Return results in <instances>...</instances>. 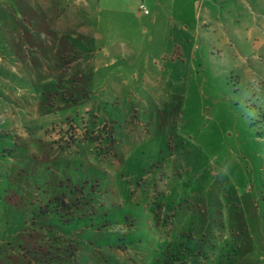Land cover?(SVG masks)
Listing matches in <instances>:
<instances>
[{
	"label": "rangeland",
	"instance_id": "rangeland-1",
	"mask_svg": "<svg viewBox=\"0 0 264 264\" xmlns=\"http://www.w3.org/2000/svg\"><path fill=\"white\" fill-rule=\"evenodd\" d=\"M16 1L13 12L27 11ZM49 1L54 14L84 11L81 0ZM141 1L139 19L131 0H95L87 12L100 21L87 24L102 39L77 25L61 35L71 57L106 58L115 44L114 62L56 76L42 66L39 81L30 66L7 73L19 121L35 116L32 92L40 118L57 119L38 131L48 145L0 129V264H264V0H189L208 22L176 32L177 65L151 81L139 71L174 44V28L160 15L147 25L163 0Z\"/></svg>",
	"mask_w": 264,
	"mask_h": 264
},
{
	"label": "crops",
	"instance_id": "crops-1",
	"mask_svg": "<svg viewBox=\"0 0 264 264\" xmlns=\"http://www.w3.org/2000/svg\"><path fill=\"white\" fill-rule=\"evenodd\" d=\"M23 2V6L27 9V11H20L19 13L13 12L12 7H14V3L16 0H0V12L4 10V21L1 19L3 16L0 15V129H8L9 127L12 129H22L23 133L26 135L33 136L39 139V130H44L46 126L43 123L53 122L54 119H57L55 115H52L48 111H44L43 119L40 118L38 112L39 102H34L33 100V92L29 96V100H25L24 104H28L30 106L29 113H34L29 119L23 121L17 118L16 111L11 110L14 108L13 105L16 106V109L19 107L22 108V103L17 102L18 91L15 87L14 90H11L8 81L10 77L7 75L8 72L15 73L14 66L18 69L23 66H30L31 71L29 72L32 80L39 75V68L42 66L47 67V71L45 72L47 75L56 76V71L62 74L70 71L73 66H79V71H82L87 65H93L97 63H102L104 61L114 62V56H117L118 52L115 50V44L111 43L107 49L111 50L112 53L106 55V58L99 57V50H96L95 56L93 59L87 57V53L84 55L77 54V56L71 57V44L70 39L61 37V35L70 34L72 32V26H76L77 31L79 34L82 35H94L96 39H102V33L99 30L98 26L87 24V18L92 17L93 21L99 23L100 15L95 14L88 15L87 8L91 7L95 0H81L83 4V13H72L71 10L58 12L54 14V12L49 11L51 5H49V0H41L42 1V15H44V19H40L39 21V13L37 11V7L32 0H19ZM164 1V2H163ZM162 2L157 3V8H163L162 11L157 9L154 14L147 19L145 22L147 25L156 24L157 18L160 15V18L163 19L166 27L169 29L174 28V31H170V35L174 40V44L168 43L165 45L160 52L155 50L154 52L149 53V57L153 56V63H149L147 61L145 63V69H141L139 71V75L143 77V81H151L153 77H158L159 79H164L167 76L165 69L166 66L174 67L177 65V50L179 51L182 48V43L177 40L176 32L180 30H185L189 32L192 30L188 26L189 22L191 21L194 25L198 19H202L203 23L207 24L206 16L209 15V9L206 8L207 14L202 16V13H199L196 10L195 6H189V0H163ZM196 1V0H195ZM39 3V0H37ZM133 2V4H132ZM141 0H131V11L130 13L134 14V17L142 19V14H145L140 11ZM49 6L47 8L46 6ZM108 4H112V0H107ZM20 3H18L19 5ZM12 5V6H11ZM16 5V4H15ZM17 5V6H18ZM171 5L172 10H168L167 7ZM16 7V6H15ZM39 7V6H38ZM46 7V8H45ZM99 7V6H98ZM100 8V7H99ZM98 11V9H97ZM6 12V13H5ZM1 14V13H0ZM162 14V15H161ZM58 19L59 22L56 20ZM142 22L141 20H139ZM13 22V24H12ZM8 23V24H7ZM59 23V24H58ZM58 24V25H57ZM138 26L140 23L138 22ZM147 31L144 29V32ZM226 29L222 32V38L226 41L227 34ZM131 35L129 36L126 46L127 51L130 55H132L133 59L136 57V53H140L141 49L138 48L136 44V37L143 34L142 28H134L131 30ZM145 34V33H144ZM57 35V36H56ZM263 44V41H261ZM156 45V44H155ZM153 45V46H155ZM172 45V46H171ZM85 46V45H84ZM25 47H29L32 49L33 54L26 56L22 53V49ZM87 49V48H86ZM104 49V48H101ZM174 51V52H173ZM160 58H163L164 66L160 70L157 68V63L159 62ZM152 66V68H151ZM27 74V76L29 75ZM135 74V73H134ZM138 74V73H137ZM23 76V73L21 74ZM136 75V74H135ZM38 80V77L36 78ZM32 91V90H31ZM35 95H38L37 93ZM7 99L10 100L12 107L9 111ZM68 100V98H66ZM16 103V104H15ZM69 104L62 105L63 108L68 106ZM86 108V107H85ZM38 114H35V112ZM85 111V110H84ZM71 112L70 106H68L67 110H65L64 116L69 115ZM63 116V117H64ZM45 117V118H44ZM59 117V116H58ZM62 118V117H61ZM9 125L7 126V124ZM18 125V126H17ZM41 140V139H39ZM49 139H42L41 141L48 145Z\"/></svg>",
	"mask_w": 264,
	"mask_h": 264
},
{
	"label": "built area",
	"instance_id": "built-area-1",
	"mask_svg": "<svg viewBox=\"0 0 264 264\" xmlns=\"http://www.w3.org/2000/svg\"><path fill=\"white\" fill-rule=\"evenodd\" d=\"M140 11L143 13H149V9L146 7V5H144V3H141Z\"/></svg>",
	"mask_w": 264,
	"mask_h": 264
}]
</instances>
